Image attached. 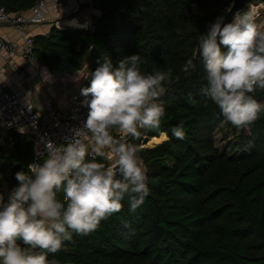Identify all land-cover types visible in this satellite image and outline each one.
I'll use <instances>...</instances> for the list:
<instances>
[{
    "label": "trees",
    "instance_id": "1",
    "mask_svg": "<svg viewBox=\"0 0 264 264\" xmlns=\"http://www.w3.org/2000/svg\"><path fill=\"white\" fill-rule=\"evenodd\" d=\"M34 2L0 5L27 12ZM231 2L93 0L92 29L52 23L47 32L32 35L34 56L53 73L76 72L84 63L94 71L104 56L117 64L130 54L140 56L144 74L172 70V83L165 82L158 101L165 109L160 127L142 129L139 140L127 141L140 147L147 169L144 203L132 212L125 199L122 210L95 231L74 234L49 253V264H264V113L247 132L234 139L224 134L218 144L216 132L225 118L204 95L207 76L198 54L201 35L225 18ZM189 60L193 67L183 71ZM250 95L264 103V89ZM181 123L184 139L171 131ZM153 137L163 139L146 144ZM17 146L15 140L11 159ZM19 160L18 171H27L28 158Z\"/></svg>",
    "mask_w": 264,
    "mask_h": 264
},
{
    "label": "clouds",
    "instance_id": "2",
    "mask_svg": "<svg viewBox=\"0 0 264 264\" xmlns=\"http://www.w3.org/2000/svg\"><path fill=\"white\" fill-rule=\"evenodd\" d=\"M198 54L207 76L205 97L232 125L255 122L264 113V103L250 95L264 89V26L256 13L237 12L228 22L218 17L201 35ZM101 60L80 89L88 109L82 127L65 144L46 141L42 160L16 173L18 185L7 200L0 194V264H49L48 254L74 234L95 231L122 210L125 199L135 212L149 194L140 147L127 141L160 127L165 109L158 101L165 82L172 83V70L144 74L138 54L117 64L107 56ZM192 67L189 60L183 71ZM171 131L178 139L186 136L182 123Z\"/></svg>",
    "mask_w": 264,
    "mask_h": 264
},
{
    "label": "built area",
    "instance_id": "3",
    "mask_svg": "<svg viewBox=\"0 0 264 264\" xmlns=\"http://www.w3.org/2000/svg\"><path fill=\"white\" fill-rule=\"evenodd\" d=\"M66 0H35L27 12L15 11L8 12L2 5H0V23H7L14 25L20 34V40L5 39L0 36V54L3 51H19L27 60H37L33 54V38L31 34L26 32L29 24L43 21L47 4L51 3L55 7H62ZM88 8H92L93 0H84ZM252 10L259 16L264 10V2L259 0H248L245 6L237 10V12H244ZM234 13V14H235ZM61 15L60 20L70 18L73 15ZM233 14V15H234ZM233 15L229 17L228 22ZM75 19V18H74ZM226 19V16H225ZM77 24H70L80 28L92 29V20L88 15L87 18L78 22ZM56 26L60 25V21H54ZM68 24V23H67ZM10 67L15 71L21 80L27 81L28 71L19 67L13 61H9ZM92 71L87 67L80 73L78 83L72 89H66L67 109L60 111L52 96L47 95L41 98L42 108L36 109L31 103L22 102L15 91H9L4 88L3 82L0 81V122L2 124V133L0 135V165L2 163L3 154L1 152L3 137L13 142V135L15 133L27 134L32 148V157L27 165L33 162L42 160L41 153H45V143L48 140L56 144H65L73 137L74 130L82 127L86 120L88 109L82 106L80 89L86 87V77L90 76ZM114 135L119 138L118 133ZM108 161V165H110ZM10 169L9 167L1 169L0 171V194L7 200L8 195L14 188L10 183Z\"/></svg>",
    "mask_w": 264,
    "mask_h": 264
},
{
    "label": "crops",
    "instance_id": "4",
    "mask_svg": "<svg viewBox=\"0 0 264 264\" xmlns=\"http://www.w3.org/2000/svg\"><path fill=\"white\" fill-rule=\"evenodd\" d=\"M68 12H70L68 15H73V19L75 18L80 22L87 18L88 15L91 17V15L97 11L93 8H88L84 0H66L65 4L59 8L48 3L43 21L29 24L26 28V32L31 35L45 33L55 20L60 21V25H62L60 16L66 15ZM261 13L262 14L259 15L262 18V21H260L261 23L259 22V16L256 17V22L259 25L264 24V10H262ZM0 36L10 40H20V34L17 28L7 23H0ZM9 61L17 63L19 67H23L28 71L27 81L20 79L18 74L10 67ZM79 76L80 70L72 73H53L40 61L27 60L19 51L10 52L5 50L0 54V81L3 82L4 88L9 91H15L22 102L31 103L34 108L39 110L42 108L41 98L50 95L53 97L59 110L65 111L67 109L66 89L74 88L78 83ZM1 133L2 124L0 122V135ZM15 134L16 136H14ZM15 134L13 135L12 143L4 137L2 138V154L4 152L6 155H9V150L14 147L16 140L18 146L16 151H14L15 148L13 150L15 152V157L12 161L20 162L19 159L25 157L29 160L31 156V143L28 135L23 133ZM14 137L17 138L14 139ZM154 139L155 141L157 140L156 137H154ZM7 167L10 169L8 161L7 166H2L1 169Z\"/></svg>",
    "mask_w": 264,
    "mask_h": 264
},
{
    "label": "rangeland",
    "instance_id": "5",
    "mask_svg": "<svg viewBox=\"0 0 264 264\" xmlns=\"http://www.w3.org/2000/svg\"><path fill=\"white\" fill-rule=\"evenodd\" d=\"M261 14H262V13H261ZM258 18H260V19H259V22L262 21L261 16H259ZM260 23H261V22H260ZM86 68H87V64L84 63V64H83V67L79 69V70H80V73H81L82 71H84ZM221 126H222V128H221L222 130H217V132H216V139H217V143H218V144H220V143L222 142V136H223L224 134L227 136V138H232V139H234L233 137H234V135H235L237 132H240V133H241V132H247V128H246V127H240V128H238V127L232 125V124H231L230 122H228L226 119H224V120L222 121ZM156 138H158V137H156ZM164 138H165V137H164ZM161 139H163V137H161L159 140H156V141H154V142L148 140V141L146 142V144L151 145V144H153V143H155V142L160 141ZM1 167H2V165H0V171H1Z\"/></svg>",
    "mask_w": 264,
    "mask_h": 264
},
{
    "label": "water",
    "instance_id": "6",
    "mask_svg": "<svg viewBox=\"0 0 264 264\" xmlns=\"http://www.w3.org/2000/svg\"><path fill=\"white\" fill-rule=\"evenodd\" d=\"M247 1L248 0H232L231 4L227 10L226 17L229 18L237 10L242 9L245 6ZM66 25H70V24H65V26ZM6 159H7L8 163L10 164V178H9V180H10V183L14 185L16 173L18 172V169L22 165H21V162H19V161L13 162L8 154L6 155ZM14 188H15V186H14Z\"/></svg>",
    "mask_w": 264,
    "mask_h": 264
},
{
    "label": "bare ground",
    "instance_id": "7",
    "mask_svg": "<svg viewBox=\"0 0 264 264\" xmlns=\"http://www.w3.org/2000/svg\"><path fill=\"white\" fill-rule=\"evenodd\" d=\"M66 23H68V24H77L76 19L66 18L65 20L61 21L62 25H65ZM150 141L154 142L155 141L154 137Z\"/></svg>",
    "mask_w": 264,
    "mask_h": 264
}]
</instances>
